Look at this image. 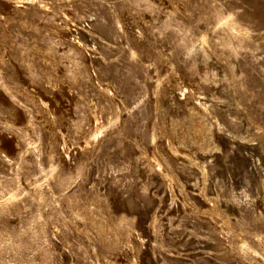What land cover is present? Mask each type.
I'll return each instance as SVG.
<instances>
[{
	"label": "rangeland",
	"instance_id": "1",
	"mask_svg": "<svg viewBox=\"0 0 264 264\" xmlns=\"http://www.w3.org/2000/svg\"><path fill=\"white\" fill-rule=\"evenodd\" d=\"M133 259L264 264V0H0V264Z\"/></svg>",
	"mask_w": 264,
	"mask_h": 264
},
{
	"label": "bare ground",
	"instance_id": "2",
	"mask_svg": "<svg viewBox=\"0 0 264 264\" xmlns=\"http://www.w3.org/2000/svg\"><path fill=\"white\" fill-rule=\"evenodd\" d=\"M184 84L179 78H176L174 80L173 85L171 86L172 90H171L170 95L173 97L172 100L173 99L179 100V96L181 94L184 95L183 92H186L188 94L190 103L183 102V103H178V104L183 109L197 116V119L195 120V128L197 129V131L193 133H183V132L178 133L175 140L173 141L168 140L166 142L165 151L167 153V157L170 160L181 159V161H184L188 165L196 167L201 171V174L204 180V183L201 188V195L204 197V201L205 200L208 201V204H207L208 209L205 212H203V214L207 213V215L209 214L213 217L217 215L218 208H217L216 203L209 201L206 196V190L208 189V185H207L208 176L206 173V162H199L197 160L198 158H196L195 157L196 155H194L193 153L194 151L192 150L187 151L183 148V146L187 145L192 140H203L206 138L207 136V125L205 121L206 118L210 119L209 125L211 126L212 130L215 133H218V134L223 133V126L220 120L216 116L214 107L212 105L206 104L205 101L201 98V94L194 87H189V86L187 87ZM169 99H171V97H169ZM139 152H140L141 160H144L145 167L147 169H155L156 171L157 170L159 171L161 167L164 165V157H163V154H161L160 152H156L154 155L149 156V157L144 151H139ZM145 167L143 169H145ZM145 171L147 170L145 169ZM169 176L172 182L175 181L172 175H169ZM134 240L131 238L129 239V242L132 245H137L139 242L137 243L136 242L137 240L135 241ZM130 264H138V262L136 259H133L130 261Z\"/></svg>",
	"mask_w": 264,
	"mask_h": 264
}]
</instances>
